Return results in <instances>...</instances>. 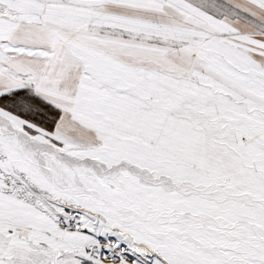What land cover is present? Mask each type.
<instances>
[{
    "label": "snow or ice",
    "instance_id": "snow-or-ice-1",
    "mask_svg": "<svg viewBox=\"0 0 264 264\" xmlns=\"http://www.w3.org/2000/svg\"><path fill=\"white\" fill-rule=\"evenodd\" d=\"M0 264H264V0H0Z\"/></svg>",
    "mask_w": 264,
    "mask_h": 264
}]
</instances>
